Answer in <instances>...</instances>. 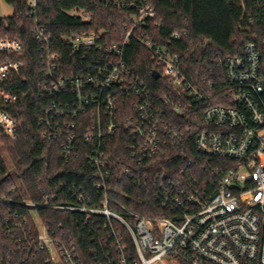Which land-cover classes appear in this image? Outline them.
<instances>
[{"label": "built area", "instance_id": "2783aa9c", "mask_svg": "<svg viewBox=\"0 0 264 264\" xmlns=\"http://www.w3.org/2000/svg\"><path fill=\"white\" fill-rule=\"evenodd\" d=\"M159 1L97 0L103 7L128 12L130 24L117 42L102 31L64 37L62 53L79 62L71 69L63 54L54 52L53 35L39 24L38 1L29 0L32 35L44 52L47 78L39 88L45 102L39 121L43 139L60 143L66 164L85 159L95 179L92 192L61 184L62 193L41 190L40 202L24 194L31 221L22 218L9 229L18 231L15 244L26 257L0 255V264H28L43 254L46 264H264V51L249 42L242 55L219 59L223 85L206 80L195 85L181 55L146 35ZM255 1L264 8V0ZM240 2L244 8V0ZM187 37V32H174L167 43ZM133 41L157 65L160 71L154 72L169 82L159 98L126 63ZM23 50L20 40L0 39V58L21 57ZM21 67L0 61V139H16L22 128V121L11 114L15 99L3 88ZM193 102L212 104L202 112L200 128L189 124L191 112H196ZM119 131L129 136L133 163L128 166L108 152ZM190 134L200 155L235 164L218 177L212 196L193 178L168 176L152 183L142 170L165 150L183 145ZM123 179L140 190L153 189L171 218L134 210L145 201L122 192L121 186L128 188ZM39 208L80 215L77 224L89 230L101 252L94 250L91 261L83 259L65 232L59 234L41 220Z\"/></svg>", "mask_w": 264, "mask_h": 264}, {"label": "trees", "instance_id": "16d2710c", "mask_svg": "<svg viewBox=\"0 0 264 264\" xmlns=\"http://www.w3.org/2000/svg\"><path fill=\"white\" fill-rule=\"evenodd\" d=\"M4 1L13 8V16L0 17V39L20 40L24 50L21 57L0 58L4 62L22 63L19 73L3 87L15 99L11 114L22 121V128L16 139H0V255L23 259L26 255L15 244L18 231L13 228L10 231L9 225L19 223L22 218L31 221V214L23 205L24 194L32 201L40 202L41 190L62 193L61 184L85 187L92 192L95 174L85 159L64 163L60 143L43 139L39 121L45 102L39 96V88L47 80L42 72L44 52L32 35L34 19L29 16V0ZM37 1L38 21L53 35L54 52L62 53L64 37L84 33L107 32V39L117 42L130 24L128 12L103 7L97 0ZM244 5L243 8L240 0H233L232 3L227 0H160L155 5L157 17L147 23L149 30L146 35L155 43L165 44L181 55L186 75L192 83L198 85L206 80L221 86L225 78L219 59L242 55L249 42H255L264 51V8L255 0H244ZM174 32H187L188 37L169 45L167 41ZM64 60L67 68L71 69L79 63L68 61L66 56ZM126 63L149 86L155 98L168 89L167 80L153 78L154 71L159 69L135 41L127 50ZM209 105H212L211 102L191 103V110H196L190 114L191 126L201 127L202 112ZM129 142V136L119 131L109 143L110 156L125 166L133 163L127 151ZM234 165L233 161L208 159L200 155L195 147L194 134H190L183 145L165 150L163 155L142 170L148 172L152 183L157 178L167 179L168 176L181 181L193 178L200 190L212 196L218 187V177ZM122 182L128 187L121 186L122 192L133 196L136 201H145L144 206L134 208L138 213L171 218L169 213L163 212L165 209L159 204L153 189L140 190L128 179ZM37 213L51 230L59 234L65 232L66 240L77 244L83 259L91 261L94 250L101 252L89 230L77 224L80 215L43 208L37 209ZM45 258L43 254L37 260L29 259L28 264H46L43 262Z\"/></svg>", "mask_w": 264, "mask_h": 264}, {"label": "rangeland", "instance_id": "374dc122", "mask_svg": "<svg viewBox=\"0 0 264 264\" xmlns=\"http://www.w3.org/2000/svg\"><path fill=\"white\" fill-rule=\"evenodd\" d=\"M13 16V8L11 6H9L4 0H0V17L2 18H9ZM8 166L11 165L10 161H7ZM17 184L20 187V189L22 190V186L20 184V181L17 179ZM22 194H24L22 192Z\"/></svg>", "mask_w": 264, "mask_h": 264}, {"label": "water", "instance_id": "95a60500", "mask_svg": "<svg viewBox=\"0 0 264 264\" xmlns=\"http://www.w3.org/2000/svg\"><path fill=\"white\" fill-rule=\"evenodd\" d=\"M229 3H232L233 2V0H227ZM153 78L155 79V80H160L161 79V76H160V74L158 73V72H154L153 73Z\"/></svg>", "mask_w": 264, "mask_h": 264}]
</instances>
